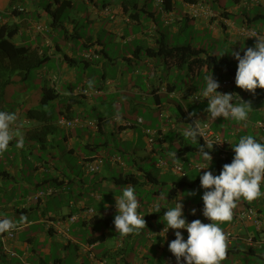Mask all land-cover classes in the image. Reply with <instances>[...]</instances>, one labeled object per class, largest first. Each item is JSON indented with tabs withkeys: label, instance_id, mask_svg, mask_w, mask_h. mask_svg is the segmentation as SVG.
Here are the masks:
<instances>
[{
	"label": "crops",
	"instance_id": "obj_1",
	"mask_svg": "<svg viewBox=\"0 0 264 264\" xmlns=\"http://www.w3.org/2000/svg\"><path fill=\"white\" fill-rule=\"evenodd\" d=\"M46 1L50 2L44 4L43 1L32 0L30 8H23L20 0H15L14 6L10 8V0H0V14L4 15L0 19V26L16 25L18 33L12 40H16L17 46L22 47L28 41L27 43L32 44L31 49L48 58L41 68L40 76L47 82V89H51L50 85L55 80L58 97L48 106H58L59 110L53 122L55 130L53 133L48 132L46 143L53 141L54 136L64 142L65 152L76 158L79 167H56L54 164L43 167V162H37L29 168L10 167L7 164L6 167H0V218L10 219L16 225L15 239L10 246L12 254L6 255L0 248V264H97V261L104 259L108 264H166L168 244L175 239V235L161 237L158 231L165 225L158 224L157 220L162 218L168 205L174 204L172 201L179 198L181 189L192 192L201 187L195 165L203 161H199L198 151L184 152L185 147L197 145L184 137V131L188 124L207 121L205 109L208 101L201 95L205 76H228L229 80L223 78L218 82L220 87L217 91L222 94H235L243 101L251 102L253 111L249 114L247 127L240 122L224 120L223 117L211 123V131L226 142V158L221 160V153L217 149H208L211 150V165L209 169L201 170L200 174L211 171L213 175H219L223 166L232 162L235 153L230 144H234L239 137L249 134L257 139L264 137V89L258 88L255 93H250L236 89L235 81L223 86V82L231 81L236 74L235 72L233 76H229L228 69L217 73L207 72L206 66L199 70H187L175 59L164 57V47H174L169 44L170 38L167 36H178L184 28H191L194 36L177 46L190 45L192 48L202 49L218 60L231 62V68H237L238 62L232 54L228 53L230 59L224 58L226 50H206L202 41L203 35L209 33L212 39L227 42L231 47L228 50L231 53L239 52L242 57V49L254 47L252 45L256 43L255 38H248V34L254 32L264 35V0H225L227 3L232 2L233 7L224 6L217 10L212 9L205 0H171L167 10L160 0ZM213 2L218 3L216 0ZM242 2L249 4L242 5ZM191 4H202L211 11L213 17H191ZM75 6H82L87 14L83 26L90 27L94 37L84 38L77 31L84 21L83 14L72 11L74 14L71 19L64 21L66 10H74ZM55 10L61 12L60 22L63 27L58 28L62 30V34H58V29L52 26L49 11ZM136 13V17L131 16ZM234 17L240 18L234 20ZM38 27L45 29L38 32ZM195 36H201L200 40L199 37L194 38ZM102 37L114 38L116 43H119V39L122 42L121 52L111 56L102 43ZM75 42L78 47H75ZM147 49L151 50L149 54L145 53ZM90 51L96 53L97 57L84 60V53ZM49 60L54 63L48 70L45 66ZM81 65L85 70L84 76H87L89 68L102 70L96 85H91L86 77L81 82L79 79L77 83V69ZM180 75L187 78L188 84L178 89L176 81ZM83 91L86 93L83 94ZM194 96L199 97L197 102L193 101ZM108 107L120 109L124 116L118 115L117 119L111 116L104 118ZM96 108L103 113V116L96 118L99 122L96 131H89L88 128L81 130L80 127L63 129L55 125L56 120L63 115H67L69 119H84L81 111H93ZM140 109L156 112L161 120L158 128H149L156 131L158 137L153 145L146 147L152 158L159 159L156 167L170 172L175 165L180 164L184 171L183 177L187 180L168 184L161 182L153 173L139 168L142 158H138L135 152L136 128H141L140 133L144 135V129H147L143 121L141 124L136 123L135 111ZM130 110L132 112L129 115ZM29 121L31 120L25 118L24 123ZM31 122H34L33 127L19 132L28 140L27 133L39 132L42 128L40 123ZM127 124H131L130 127ZM18 127V123L13 125L15 129ZM97 134H110L129 144L128 150L116 151L133 156L131 165L127 166L122 160L114 163L116 155H109L108 151L98 152V146L91 143V136ZM78 145L80 148H77ZM113 148L116 149L115 146ZM164 154H169L173 160L171 166L163 161L161 156ZM104 159L111 162V167L119 166L122 169L123 174L120 177L134 176L137 179L134 187H170L166 204H159V213H156L154 203L140 209L139 213L146 218V228L139 229V235L130 233L121 236L112 230L114 217L110 215L115 216L117 212L113 211L112 206L103 203L96 189L115 185V179L106 176L89 182L84 179L86 175L97 174L101 168L98 167L96 172H89L84 164L87 161L102 162ZM25 171L31 172L30 178L39 177V181L24 180ZM19 174L21 179L18 178ZM145 174L150 175L147 177L150 183H144ZM261 191L264 192V186ZM38 192H45L46 195L37 198ZM158 192L160 190L154 193ZM203 207L202 199L193 202V206L183 207L187 222L199 219L202 223H210L203 216ZM246 207L257 211L263 222L264 232V195L254 201H238L232 220L220 225L225 234H232V238L226 241L227 245L232 246L226 249L222 261L224 264H264V243L260 240L262 231H256L252 226L240 222L235 224L237 213ZM83 208L92 209L93 215L73 223L66 221L68 216ZM150 208L151 214L148 213ZM193 210L195 215L192 214ZM97 227H103V232H99ZM180 231L186 240L188 233ZM247 234L255 238L253 246L245 243ZM96 251L103 252L98 256ZM89 254L96 261L91 260ZM180 264H184L183 258Z\"/></svg>",
	"mask_w": 264,
	"mask_h": 264
},
{
	"label": "clouds",
	"instance_id": "obj_2",
	"mask_svg": "<svg viewBox=\"0 0 264 264\" xmlns=\"http://www.w3.org/2000/svg\"><path fill=\"white\" fill-rule=\"evenodd\" d=\"M248 38H255L254 47L242 49V57L239 52L231 54L238 61L236 87L255 93L258 88L264 89V35L252 32L248 34ZM204 81L201 95L208 101L205 109L207 123L223 117L224 120L240 122L247 127L249 114L253 111L251 102H245L235 94L218 92L220 85L212 74L205 76ZM16 120L14 112L0 111V153L5 152L13 140L11 126ZM203 135L200 121L188 124L184 131V137L193 142H197ZM203 141V146L199 144L198 148L200 160L203 162L197 163L196 168L200 185L204 189L203 216L210 223H202L199 219L187 222L181 202L183 197L172 201L173 206L169 207L161 218L165 225L161 232L163 237L170 229L175 230V239L168 244V249L176 258L177 264H180L181 258L184 264H221L226 255L227 243L220 225L232 220L238 201H254L264 195L261 191L264 186V137L257 139L251 134L243 135L234 144L229 143L235 155L230 164L223 166L219 175H213L211 171L200 174L201 170L210 168V152L214 145L221 143L211 139ZM16 147H24L22 138L17 141ZM140 206L136 189L132 185L125 186L122 193L115 196L117 214L114 217V227L119 235L146 228L145 216L138 212ZM155 209L156 213L160 212L159 204L155 205ZM192 214L195 215V210ZM15 227L12 220L0 218V232H8ZM180 230L187 231L186 240Z\"/></svg>",
	"mask_w": 264,
	"mask_h": 264
},
{
	"label": "rangeland",
	"instance_id": "obj_3",
	"mask_svg": "<svg viewBox=\"0 0 264 264\" xmlns=\"http://www.w3.org/2000/svg\"><path fill=\"white\" fill-rule=\"evenodd\" d=\"M30 1L32 0H20L21 5L23 8H30ZM38 1H43L45 2L44 4H47L50 1L46 0H38ZM218 3L213 2V0H205L206 4H208L212 9L217 10L218 8H230L233 7L232 2H226L225 0H216ZM150 4V3H149ZM148 4V5H149ZM77 14H83L84 15V21L82 22V25H80L77 28V31H79L82 36L88 37V36H93V32L91 31L90 27H84L83 24L85 22V19L87 17V14L84 13L82 10V6H75L74 10L67 9L65 14H64V21H68V19H71L72 14L74 12ZM240 17H234V20H238ZM58 34H62V30L58 28L56 30ZM61 32V33H60ZM211 34L205 33L203 35L204 39L203 44L204 48L206 50H212L216 52L220 51H225L224 58L230 59L231 57H228V53L231 54V47L230 44L227 42L224 43L223 40H215L212 39ZM191 36H194V32L192 31L191 28H184L182 30V33L178 36H173V35H168L167 37L169 39V44L171 46H177V44H184L185 40L189 39ZM199 36H195L194 38H198ZM201 36L199 37L200 40ZM102 43L104 44L107 52L111 56H115L116 54L121 52L120 47L122 46V42L117 39V42H115L114 38H107V37H102L101 38ZM13 43L17 46L16 40H12ZM200 41V43H202ZM28 42V41H27ZM25 42L26 47L32 46L31 43ZM78 47V45L75 42V47ZM254 46V45H252ZM131 47V46H129ZM81 48V47H80ZM230 49V50H228ZM125 51L126 48H125ZM54 62L50 61L47 62L46 68L48 70L51 68V65ZM107 67V65L105 66ZM79 72V76L77 77V83L80 82L86 77L91 81V85H96L97 81L102 74V70H94V68H89L87 76H84L85 70L83 65L80 66L79 69H77ZM41 69L40 70H34L32 71L27 79L24 82H18V80H15V82L9 86H6L3 89V94H2V103H3V111L6 112H14L17 116V120L12 124L11 126V131L14 133V141L12 140L9 144L8 149L0 153V167H6L5 165H9L10 167H33L37 162H43V167H49L50 164H54L56 167H79L77 165V160L76 158L70 157L66 152H65V144L64 142L58 140L53 137V141H50L49 143L41 144L38 143V141L35 140H28L25 139L23 135H20L19 132L23 131L24 129H29L33 127L34 122L29 121L27 124L25 122V113L28 110H38V111H45V112H50L54 116L53 118L56 117V113L59 110V107L54 105L47 106V107H41L39 104V100L41 98V90L43 88L48 87L47 82L42 79L41 75ZM214 73V72H212ZM214 80L217 82H221V79L227 78L228 80L230 79L228 76L224 75L223 78L222 76H215L213 75ZM177 88L181 89L183 86L188 84V80L185 76L180 75L179 79L176 81ZM58 86V84H57ZM51 87V85H50ZM61 87V86H60ZM238 89V88H236ZM235 89V91H236ZM59 92H61V89H59ZM54 107V108H53ZM102 111L100 109H95L93 111L89 109H85L81 111V114L84 119H80L81 122L83 123H95L96 118H100V116H103ZM132 110L128 112L130 115ZM135 118L141 119V121L144 122V126L147 129L144 130H149V128H158L159 127V122L161 121L158 114L154 111H151L150 109H140L135 111ZM104 118H110V116L114 119H117L118 117L116 116H124V112L121 111L120 109H115L112 107L106 108V111L104 113ZM177 116V113H174ZM136 119V120H137ZM19 127L17 129L13 128V125L17 124ZM97 127H99V122H97ZM81 130L87 129L85 127H80ZM136 138H135V146H136V156L138 158H142V161L140 163L141 169L147 172L153 173L155 176L159 178L161 182H166V183H171V182H181L187 180V178L177 175L174 173V171L170 170V172H164V169H159L156 167L159 163L158 158H152L148 153L146 148L149 144L146 141V137L144 134H141V128H136ZM89 131H92L88 128ZM151 130V129H150ZM93 132V131H92ZM23 139L24 141V147L17 148L16 143L19 139ZM91 143L95 144L98 146V152L100 151H105L109 152V155H116L115 158H118L119 161L122 160V163L127 164V166L131 165V161L134 160V157L129 155V154H123L119 153L116 150L120 149L122 151L128 150L129 144L123 142L120 138L118 137H112L110 134H104V135H99L97 134L96 136H91ZM116 147L113 148V147ZM77 148H80L78 145ZM82 152H84L82 150ZM102 154V153H101ZM118 156V157H117ZM163 161L168 164V166H171L173 163V160L170 158L169 154H164L161 156ZM201 162V160H199ZM49 164V166H48ZM100 171L93 175V176H85L84 179L89 182V180H99L102 176L106 177H113V178H119L123 172L122 169L119 166H112L111 167V162L108 160L104 159L101 164H100ZM75 170V169H74ZM78 171H80V168H77ZM30 175V176H29ZM202 175V174H201ZM31 177V172L30 171H25L24 173V180H31V181H39V177L36 178H30ZM19 179H21V175L19 174L18 176ZM125 186H115L112 185L110 187H99L96 189L98 195L100 198L103 199V203L109 206H113L115 204V196H119L122 193V190ZM136 189V194L138 197V200L140 201V207L138 208V212L140 211L141 208H144L146 205H149L151 203L154 204H160L164 206L166 204V199H167V194L170 191L169 186H152V187H135ZM160 190L158 193H154L155 191ZM204 189L202 187H198L195 191L189 192L188 189H181L180 190V195L179 197H183L182 203L183 207L188 208L189 206H193V202H199L200 199H202ZM86 192V191H85ZM159 194H161V197H159ZM173 206V204H169L168 208ZM147 207V206H146ZM145 207V208H146ZM110 217H115L110 215ZM158 224H163V219L159 218L157 220ZM99 232H103V227H97L96 228ZM112 230H114L116 233V229L114 225L112 226ZM137 235L140 234V230H137L133 232ZM73 236L75 235L72 231L71 233ZM229 246H232V244L227 245L226 249H228ZM103 251L97 252L96 254L100 256V254ZM100 253V254H99ZM221 264H224L221 262Z\"/></svg>",
	"mask_w": 264,
	"mask_h": 264
},
{
	"label": "trees",
	"instance_id": "obj_4",
	"mask_svg": "<svg viewBox=\"0 0 264 264\" xmlns=\"http://www.w3.org/2000/svg\"><path fill=\"white\" fill-rule=\"evenodd\" d=\"M147 1L152 2L153 0ZM160 1L164 4L166 10L169 9L171 0ZM14 3L15 0H10L9 7H13ZM144 8L145 6L142 7V9ZM49 15L52 20V26H54V29H58V27H63L62 22H60V11H49ZM137 15L138 14L136 13L131 16L136 17ZM3 17L4 15L0 14V19ZM56 22H58L57 25H55ZM17 33L18 27L16 25L0 26V111H3V89L6 86L13 84L15 80H18V82H24L32 71L43 68L44 64L48 60V58H46L45 56H41L38 54V52L31 49L30 46H16L13 43L12 39L17 35ZM150 52V49H147L145 51L146 54H149ZM163 54L166 58L171 57L175 59L178 64L185 66L187 70H192L193 68H195V70H199L203 66H206L207 72L211 71L217 73L222 69H228L227 72L229 76H233V74H235V72L237 71V68H231V62L218 60L214 55H209L202 49L192 48L190 45L164 47ZM57 97L58 93L53 88H43L41 90V98L39 100V104L43 108L47 107L50 103L55 101ZM24 115L27 120L35 121L42 125V128L39 132L35 131L27 133V137L30 140L38 141V143H41L42 145L45 144L47 142L46 138L48 136V132L53 133L55 130V127L53 125V114L45 111L28 110ZM63 116L69 119L67 115ZM199 139L200 138H198L199 142H196L197 145L193 147H185L184 149L186 151L184 152L188 153L198 151L199 144L203 146V142L201 141V139ZM149 176V174H145L146 180L144 181V183H150L147 179V177ZM114 179L115 181L113 182L117 186H135V182H137V179H135V177L132 175H126ZM180 185L181 183L178 184V186Z\"/></svg>",
	"mask_w": 264,
	"mask_h": 264
},
{
	"label": "built area",
	"instance_id": "obj_5",
	"mask_svg": "<svg viewBox=\"0 0 264 264\" xmlns=\"http://www.w3.org/2000/svg\"><path fill=\"white\" fill-rule=\"evenodd\" d=\"M73 1H78V0H73ZM248 4L249 3L242 2V5H248ZM189 15L191 17H194V18H196V17H198L200 15H204L207 18H212L213 17L211 11L209 9H206L202 4H191L190 7H189ZM44 29L45 28H43V27H38L36 30L38 32H40V31H43ZM93 57L94 58L97 57L96 53H94L93 51L86 52L83 55V59L86 60V61H89V60L93 59ZM234 81H235V77H233L231 79V81L223 82V86L230 85ZM51 88L56 90V82H55V80L52 81ZM85 93L86 92L83 91V94H85ZM198 100H199L198 96H194L193 97V101L194 102H197ZM136 123L137 124H141L142 123L141 119H137ZM56 125L59 128H63V129H73L75 127H85V128H89V129H92V130H95V131L98 129L97 122H95V123H83V122L80 121V119H71V120H69V119H67L64 116H61V117H59L57 119ZM127 125L130 127L131 124H127ZM210 126H211V122L207 123V121H205V122L201 123V127L203 129L204 135L202 137H199V138L201 139V141L203 143H204L203 139L204 140L211 139V140H214L216 142H221V143H217L216 145H214L213 148L217 149L221 153L219 158L221 160H225V158H226V142L224 140H222L219 136L214 134L211 131ZM144 133H145V137H146L147 143L149 145H153L155 140H156V138L158 137V133L156 131H152V130H145ZM118 161H119V159H117V158L113 159L114 163H117ZM100 164H101V162H86L84 164V167L89 172H96ZM195 168H196V165H195ZM173 171L177 175L184 176V171H183V168H182V166L180 164L175 165L173 167ZM45 195H46L45 192H38L36 197L37 198H42ZM152 208H150L148 210V213L152 212ZM112 209H113V211L117 212L115 204L112 206ZM93 213L94 212H93L92 209L83 208V209L79 210L76 214H72V215L68 216L66 218V221L69 222V223H73V222H75L76 220H78L80 218L85 219L86 217H88L90 215H93ZM237 222H240L242 224L250 225L256 231H259V232L262 231L263 222L261 221L257 211H255L253 208L246 207V208L241 209L236 215L235 224ZM164 227L159 229V231H158L159 234L161 232H163ZM182 231L187 233L186 230H182ZM160 235H161V237H163L164 234L161 233ZM173 235H175V230H171L170 229L163 238H169V237H171ZM225 236H226V241H228V240H230V238H232V234L230 232L226 233ZM14 239H15V229H12V230H10L8 232H0V248H1V250H2V252L4 254H6V255L12 254L10 246H11L12 242L14 241ZM260 240H261V242L264 243V232L263 231H262V236H261ZM244 241H245V243L248 246H253L255 244V238L252 235H248L247 234ZM89 257H90L91 260L96 261V259L93 257L92 254H89ZM97 264H108V263L104 259V260L97 261ZM166 264H177L176 258L173 256V254L170 251H168L167 255H166Z\"/></svg>",
	"mask_w": 264,
	"mask_h": 264
}]
</instances>
